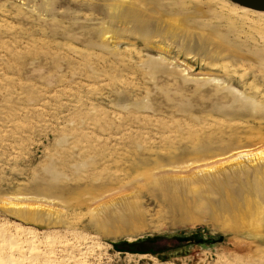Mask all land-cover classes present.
Listing matches in <instances>:
<instances>
[{
	"label": "rangeland",
	"instance_id": "374dc122",
	"mask_svg": "<svg viewBox=\"0 0 264 264\" xmlns=\"http://www.w3.org/2000/svg\"><path fill=\"white\" fill-rule=\"evenodd\" d=\"M244 8L0 0V264H264V13Z\"/></svg>",
	"mask_w": 264,
	"mask_h": 264
},
{
	"label": "water",
	"instance_id": "95a60500",
	"mask_svg": "<svg viewBox=\"0 0 264 264\" xmlns=\"http://www.w3.org/2000/svg\"><path fill=\"white\" fill-rule=\"evenodd\" d=\"M234 3L252 9L254 11L264 12V0H232Z\"/></svg>",
	"mask_w": 264,
	"mask_h": 264
},
{
	"label": "bare ground",
	"instance_id": "6f19581e",
	"mask_svg": "<svg viewBox=\"0 0 264 264\" xmlns=\"http://www.w3.org/2000/svg\"><path fill=\"white\" fill-rule=\"evenodd\" d=\"M232 1V0H231ZM245 10H252V9H249V8H244ZM252 11H254V10H252ZM257 12H259V11H257ZM259 13H264V12H259ZM210 165H207V167H209ZM184 206V205H183ZM192 217V216H191ZM184 221V220H183ZM185 223H192V224H198V223H200V220H198L197 218L195 219V218H189V219H187L186 220V222ZM6 263V262H5Z\"/></svg>",
	"mask_w": 264,
	"mask_h": 264
},
{
	"label": "trees",
	"instance_id": "16d2710c",
	"mask_svg": "<svg viewBox=\"0 0 264 264\" xmlns=\"http://www.w3.org/2000/svg\"><path fill=\"white\" fill-rule=\"evenodd\" d=\"M127 250H129L128 248H126ZM130 251V250H129Z\"/></svg>",
	"mask_w": 264,
	"mask_h": 264
}]
</instances>
